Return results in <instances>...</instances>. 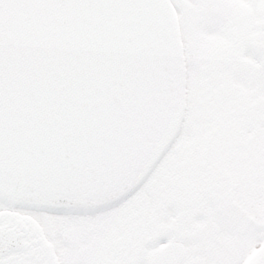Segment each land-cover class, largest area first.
Masks as SVG:
<instances>
[{
    "label": "water",
    "instance_id": "95a60500",
    "mask_svg": "<svg viewBox=\"0 0 264 264\" xmlns=\"http://www.w3.org/2000/svg\"><path fill=\"white\" fill-rule=\"evenodd\" d=\"M10 20L0 35V187L10 198L54 181L58 149L100 142L106 132L135 139L117 105L146 115L154 98L161 108L179 103L183 116L173 8L164 21L134 0H47ZM159 119L162 135L135 142L124 157L118 184L127 191L144 179L171 134L163 112ZM171 249L155 253L151 264H176Z\"/></svg>",
    "mask_w": 264,
    "mask_h": 264
},
{
    "label": "snow or ice",
    "instance_id": "6c2138e0",
    "mask_svg": "<svg viewBox=\"0 0 264 264\" xmlns=\"http://www.w3.org/2000/svg\"><path fill=\"white\" fill-rule=\"evenodd\" d=\"M205 6H211L216 0H193ZM47 0H0V35L11 22L13 14L24 13L42 7ZM135 6L155 9L160 18L167 21L172 8L180 10L184 0H134ZM254 9H260L259 3H252ZM260 13H257L259 15ZM175 94V90H170ZM152 110L146 115L130 110V106L117 105L118 117L135 128V139L127 136H113L106 132L105 138L97 142L80 144L74 149H58L55 179L51 184L40 188H28L23 195L12 199L0 187V210L15 209L36 217L37 221L49 229L46 238L51 246L44 249L42 257L28 256L12 261L8 256L20 250V236L17 233L0 229V264H72L68 258H57V252L70 248L72 252L86 245L98 234L105 223L108 209H125L135 204L136 196L148 191L165 175L170 166L175 165L190 154L188 146L209 147L207 152L193 147L192 166L188 175L203 185L206 177L217 174V166L223 164V153L210 146L212 125L205 122L198 99L193 98L192 110L182 118L181 105L169 104L161 108L153 98ZM163 112L171 127V134L162 138L163 147H157L158 155L149 173L136 183L131 191L127 184H118L122 173L124 157L135 142L145 138L161 136L159 114ZM214 148V150H212ZM206 165V166H205ZM3 170H0V185L3 184ZM227 184L225 188L227 190ZM123 190V194L122 191ZM236 207H232L233 197L224 195L220 206L226 209L222 219L230 221L229 244L223 256H209L199 264H243L244 258L252 248L259 252L251 264H264V190L257 181L254 196L235 197ZM164 202L153 204L157 223H167L168 218L159 215ZM99 205V206H98ZM39 239V234H35ZM71 238L73 244L68 245Z\"/></svg>",
    "mask_w": 264,
    "mask_h": 264
},
{
    "label": "rangeland",
    "instance_id": "374dc122",
    "mask_svg": "<svg viewBox=\"0 0 264 264\" xmlns=\"http://www.w3.org/2000/svg\"><path fill=\"white\" fill-rule=\"evenodd\" d=\"M226 1L232 3L231 7L228 4L225 8L221 0L211 6L184 0L177 11L189 75L184 118L192 110L193 98L198 99L205 122L212 125L209 145L222 151L224 162L217 166L216 176L206 177V182L201 185L188 175L192 166L191 153L193 147L204 152L210 148L190 145L187 147L190 155L170 166L150 188L163 198L164 203H176L175 211L183 204L181 219L187 221V238L197 236L204 242L213 237L216 227L220 232L225 230L218 222L226 214V209L219 203L224 195L233 197L231 206L236 207L235 197L255 195L258 180L264 190V34L263 37L256 36L259 43L253 44L257 49L254 56L252 45L246 43L245 32L251 26L252 15L264 12V0ZM252 3H259L261 8L254 9ZM234 4L247 11L238 10ZM216 18L231 28L230 33ZM259 31L264 33V25ZM232 34H235L234 38H231ZM224 44L230 46L221 47ZM258 60L262 65H258ZM136 203L127 208L130 216L136 217L134 208L145 211L144 204ZM122 211L125 210L116 213ZM222 220L221 223L230 222ZM226 237L229 238V232ZM260 247L264 248V244ZM194 249L195 246L190 245L183 264L198 262L200 256L194 255ZM258 252L259 248H252L243 262L251 264ZM223 255L220 253L218 257Z\"/></svg>",
    "mask_w": 264,
    "mask_h": 264
},
{
    "label": "flooded vegetation",
    "instance_id": "af4514ba",
    "mask_svg": "<svg viewBox=\"0 0 264 264\" xmlns=\"http://www.w3.org/2000/svg\"><path fill=\"white\" fill-rule=\"evenodd\" d=\"M136 204H144L145 209H152L147 199H142ZM116 212L118 211L111 215L101 214L105 216V223L100 226L98 234L89 243L78 247L75 252H72L70 248L58 251L57 258H68L72 264H83L80 251L92 244H99V247L104 245L105 255L110 264H147L149 257L168 242L182 243L187 254L189 247L185 222L173 228L170 227L169 222L157 223L153 209L148 211V215H144L147 218L145 220H141V213L133 217L129 215L128 210ZM161 213L160 209L159 215ZM160 216L166 217V215ZM0 229L17 233L20 236V250L8 256V259L12 261H19L28 256L42 257L44 249L51 246V242L46 238L49 229L40 224L33 215L21 213L15 209L0 210ZM37 233L39 239H36L35 234ZM222 242L224 241H219L218 237H213L203 245L201 240L195 239V254L200 256L196 264L202 261L201 257L203 258L204 255L218 257L220 253L225 254L229 238L224 244ZM67 243L71 246L72 239L68 238ZM96 262L103 264L98 260Z\"/></svg>",
    "mask_w": 264,
    "mask_h": 264
}]
</instances>
